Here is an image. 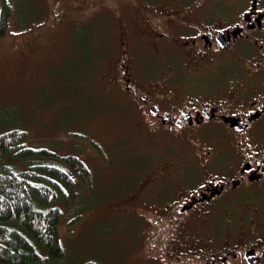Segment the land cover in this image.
Instances as JSON below:
<instances>
[{
    "label": "flooded vegetation",
    "instance_id": "af4514ba",
    "mask_svg": "<svg viewBox=\"0 0 264 264\" xmlns=\"http://www.w3.org/2000/svg\"><path fill=\"white\" fill-rule=\"evenodd\" d=\"M127 6L113 84L162 150L122 198L152 211V223L132 211L139 238L161 231L156 254L139 262L264 264V0Z\"/></svg>",
    "mask_w": 264,
    "mask_h": 264
},
{
    "label": "rangeland",
    "instance_id": "374dc122",
    "mask_svg": "<svg viewBox=\"0 0 264 264\" xmlns=\"http://www.w3.org/2000/svg\"><path fill=\"white\" fill-rule=\"evenodd\" d=\"M137 1H9V26L0 37V134L23 130L25 146L73 154L90 171V181L60 206L61 264H146L139 259L157 252L150 243L161 231H148L143 241L132 215L152 223V211L122 199L135 189L137 170L162 153L157 141L142 138L113 84L122 20L132 15L127 3L133 8ZM128 35L141 53L142 37L135 29Z\"/></svg>",
    "mask_w": 264,
    "mask_h": 264
},
{
    "label": "trees",
    "instance_id": "16d2710c",
    "mask_svg": "<svg viewBox=\"0 0 264 264\" xmlns=\"http://www.w3.org/2000/svg\"><path fill=\"white\" fill-rule=\"evenodd\" d=\"M9 1L0 0V37L9 26ZM25 139L17 128L0 134V264H61L60 206L90 181V171L73 154L34 149Z\"/></svg>",
    "mask_w": 264,
    "mask_h": 264
},
{
    "label": "water",
    "instance_id": "95a60500",
    "mask_svg": "<svg viewBox=\"0 0 264 264\" xmlns=\"http://www.w3.org/2000/svg\"><path fill=\"white\" fill-rule=\"evenodd\" d=\"M201 199H203V197H201L200 200H201ZM193 201H194V198H192V201L190 202V205L193 203ZM187 207H188V206H184V208H187ZM184 208H183V209H184Z\"/></svg>",
    "mask_w": 264,
    "mask_h": 264
}]
</instances>
